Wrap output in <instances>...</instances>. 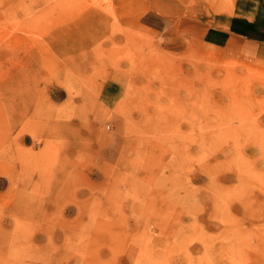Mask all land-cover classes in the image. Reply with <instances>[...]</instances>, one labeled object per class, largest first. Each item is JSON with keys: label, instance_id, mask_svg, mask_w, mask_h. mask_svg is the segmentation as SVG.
Instances as JSON below:
<instances>
[{"label": "rangeland", "instance_id": "1", "mask_svg": "<svg viewBox=\"0 0 264 264\" xmlns=\"http://www.w3.org/2000/svg\"><path fill=\"white\" fill-rule=\"evenodd\" d=\"M239 3L0 0V264H264Z\"/></svg>", "mask_w": 264, "mask_h": 264}, {"label": "crops", "instance_id": "2", "mask_svg": "<svg viewBox=\"0 0 264 264\" xmlns=\"http://www.w3.org/2000/svg\"><path fill=\"white\" fill-rule=\"evenodd\" d=\"M247 0H240L237 11L227 20V29L205 27L209 37L223 45L229 46L233 39H244L251 44L264 43V0L246 4ZM251 7V8H250Z\"/></svg>", "mask_w": 264, "mask_h": 264}]
</instances>
